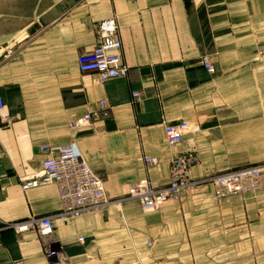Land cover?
<instances>
[{
  "label": "crops",
  "instance_id": "crops-1",
  "mask_svg": "<svg viewBox=\"0 0 264 264\" xmlns=\"http://www.w3.org/2000/svg\"><path fill=\"white\" fill-rule=\"evenodd\" d=\"M108 20L129 75L102 85L78 59ZM0 89V264H264V192L218 197L212 184L264 166V0H0ZM100 102L105 116L72 126ZM182 122L191 134L168 146ZM71 143L111 204L64 223L56 186L23 188L44 177L42 147ZM193 149L181 199L148 214L128 199L134 184L168 187ZM33 219L54 232L15 230Z\"/></svg>",
  "mask_w": 264,
  "mask_h": 264
},
{
  "label": "built area",
  "instance_id": "built-area-1",
  "mask_svg": "<svg viewBox=\"0 0 264 264\" xmlns=\"http://www.w3.org/2000/svg\"><path fill=\"white\" fill-rule=\"evenodd\" d=\"M135 1V0H129ZM101 44L92 53L79 57L78 68L81 74H94L98 76L99 84H106L117 79H126L129 75L122 54V42L119 38V27L113 20L98 24ZM203 66L211 71L208 57L202 59ZM140 97L134 94L135 101ZM6 105L2 90L0 89V113L5 111ZM107 105L100 102L99 111L85 115L81 120L72 124L74 128H84L91 121L105 116ZM6 124H10L7 118ZM166 143L177 147L185 142L191 134V126L182 122L176 126H167ZM46 156L42 162L44 177L42 181L28 183L23 189L27 191L42 185L51 184L58 188L61 198L62 222L73 221L94 213H102L110 206V200L104 190L103 181L98 178L89 163H86L75 143L64 147H42ZM2 151L0 148V158ZM196 152L193 150L177 156L170 166V182L162 191H154L148 182L132 185L128 193L129 200H135L144 214L157 213L170 201L181 199L190 185V171L198 163ZM152 166H158L156 160L148 159ZM214 190L218 197L223 196H249L264 192V166H257L238 171L226 172L212 180ZM17 232H27L36 229L41 237L52 234L55 230L52 219H33L27 224H15ZM53 256L52 254H48ZM14 264H25L24 261Z\"/></svg>",
  "mask_w": 264,
  "mask_h": 264
},
{
  "label": "bare ground",
  "instance_id": "bare-ground-1",
  "mask_svg": "<svg viewBox=\"0 0 264 264\" xmlns=\"http://www.w3.org/2000/svg\"><path fill=\"white\" fill-rule=\"evenodd\" d=\"M173 201H178V200H173Z\"/></svg>",
  "mask_w": 264,
  "mask_h": 264
},
{
  "label": "rangeland",
  "instance_id": "rangeland-1",
  "mask_svg": "<svg viewBox=\"0 0 264 264\" xmlns=\"http://www.w3.org/2000/svg\"><path fill=\"white\" fill-rule=\"evenodd\" d=\"M204 57H206V56H204ZM151 188V187H150ZM152 189V188H151Z\"/></svg>",
  "mask_w": 264,
  "mask_h": 264
}]
</instances>
